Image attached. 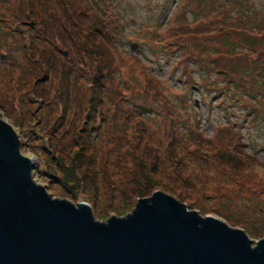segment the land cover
<instances>
[{
  "label": "rangeland",
  "instance_id": "rangeland-1",
  "mask_svg": "<svg viewBox=\"0 0 264 264\" xmlns=\"http://www.w3.org/2000/svg\"><path fill=\"white\" fill-rule=\"evenodd\" d=\"M89 1L107 4L120 30L86 0H0V120L32 163V183L87 203L103 222L157 190L253 247L264 238V99H252L260 70L233 94L241 77L231 70L244 59L220 25L183 10L187 0ZM247 1L264 13V0ZM184 19L196 22L185 31ZM263 33L254 59L264 57ZM208 39L217 64L205 77L187 58L199 61L193 45Z\"/></svg>",
  "mask_w": 264,
  "mask_h": 264
},
{
  "label": "water",
  "instance_id": "water-1",
  "mask_svg": "<svg viewBox=\"0 0 264 264\" xmlns=\"http://www.w3.org/2000/svg\"><path fill=\"white\" fill-rule=\"evenodd\" d=\"M31 168L0 120V264H264V238L252 247L241 230L160 191L103 222L85 202L51 198Z\"/></svg>",
  "mask_w": 264,
  "mask_h": 264
},
{
  "label": "trees",
  "instance_id": "trees-1",
  "mask_svg": "<svg viewBox=\"0 0 264 264\" xmlns=\"http://www.w3.org/2000/svg\"><path fill=\"white\" fill-rule=\"evenodd\" d=\"M84 3L89 5V7L92 9V5L96 7V10H92L93 13L99 18L101 17L104 23H107V27L112 26L113 31L114 27L115 30H120V25L118 23L116 24V20L112 14L105 11L103 8L104 6H107V4L102 5L96 1L92 3L89 0H86ZM186 9L195 10L198 12V15L192 13V16L195 17L196 21L198 19H208L207 23H211V26L220 25L219 29H221V31H219V33L222 34L223 31L226 33V36H223V38L226 40V45L235 51V54L232 55L234 57L239 56L240 58L244 59L243 62L238 65V70H231V73H236L241 77V81L232 83L233 86L231 88L234 90L233 94L239 93L238 90L240 89L248 90L247 86L252 87V85L249 84H257L256 80H251V76L256 74V70L257 73L260 70V72L257 74L260 80V82H258V88L260 89L255 92V94L252 96V99H258V101H260L262 98L264 99V61L259 60L263 56L257 54L256 59L251 57L258 45L256 38L259 36L260 32L264 30V13L258 10L256 11V9L254 10V8L249 5L247 0H187L183 6V10ZM190 19H188V21L184 19L183 21L185 23V27L182 29H185V31L187 29L186 27H188L191 23L196 22L194 20L190 21ZM106 31L109 34L105 37L111 43L114 42L115 35L113 34L112 30ZM204 41L206 44V40H203V42ZM215 41H217V39H215ZM202 43H195L193 45L194 48H198L204 53L196 54L199 57V61H197L198 58L194 55H190L187 59H192L194 65L196 66V71L201 74V76L206 77V75L211 71V65L216 66L217 62L215 60H209V56L211 55H207L204 52V50H207L208 53L212 54L210 48L211 40L208 39L207 41L210 46L205 47V44ZM232 55H230V57H233ZM228 83L231 84V82ZM251 93H253V91H251ZM133 107L136 111H138L139 114L140 112H143V114L152 112L151 109H147L146 107L144 108V105L136 104Z\"/></svg>",
  "mask_w": 264,
  "mask_h": 264
}]
</instances>
